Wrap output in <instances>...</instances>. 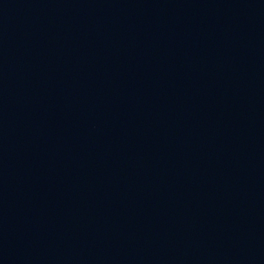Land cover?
<instances>
[{"label": "water", "instance_id": "water-1", "mask_svg": "<svg viewBox=\"0 0 264 264\" xmlns=\"http://www.w3.org/2000/svg\"><path fill=\"white\" fill-rule=\"evenodd\" d=\"M0 264H264V0H0Z\"/></svg>", "mask_w": 264, "mask_h": 264}]
</instances>
